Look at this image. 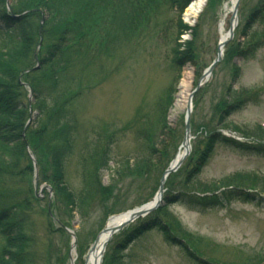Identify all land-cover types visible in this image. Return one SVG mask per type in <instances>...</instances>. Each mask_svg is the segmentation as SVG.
<instances>
[{
	"label": "rangeland",
	"instance_id": "1",
	"mask_svg": "<svg viewBox=\"0 0 264 264\" xmlns=\"http://www.w3.org/2000/svg\"><path fill=\"white\" fill-rule=\"evenodd\" d=\"M36 1L44 10L48 9L45 10L47 14L44 12L46 23L41 43H38L37 33L36 37L32 35V44L22 66L18 65L21 66L19 71L37 65L39 69L22 72L18 80L34 91L48 89L56 80L52 73L57 71L63 82L58 90L67 92L66 96L62 94L63 99L60 98L58 104L73 92L78 99L72 103L74 109L63 123L53 126L49 116L41 114L31 125L32 134L28 139L41 165L37 179H33L34 174L26 173L8 180V192L0 194V197L5 196L0 198V210L16 206L19 199L28 200L27 204L20 201L27 218L26 234L31 237L27 239L30 241L27 264H61L68 255H72L73 264H85L92 239L101 231L107 217L135 209L151 198L162 172L159 164L174 157L184 137L185 108H175L179 85L191 76V92L198 82L200 69L195 72L192 66L185 65L180 71L171 65L176 15L166 11L160 2L151 8L150 16L136 31L131 32L128 26L135 28L137 25L130 14H141L137 8L142 5L138 2L89 0L92 6L85 10L83 6L86 8L88 0H12V11L19 14L27 5L35 6ZM228 1L223 0L222 4L220 0L196 19L199 30L193 44L198 67L209 65L216 57L219 24ZM261 1L239 0L243 19L230 41L232 50L223 54L221 63L193 96L189 163L166 183L170 193L192 192L209 197L213 190L215 197L229 198L224 205L215 208L193 210L177 203L166 206L160 213L161 221L168 224L173 235L185 241L200 264H264V206L227 196L232 188L250 195L249 199L256 196L264 200V157L218 145L200 174L192 178L187 175L199 162L206 140L215 134L214 131L240 139L243 144L249 142L264 147V17L255 22L249 17ZM78 14L93 23L94 31L86 42L89 48L76 41L60 50L50 62L40 63L45 48L60 38L63 26L68 25L66 21H71L68 28L73 31L80 20ZM41 17L39 13L32 16L31 31L37 30ZM229 19L230 14L225 19V32ZM243 29L246 36L241 34ZM9 42L0 34L1 48L7 47ZM238 47H242L240 54L244 50L239 56L233 54ZM35 53H39L36 59ZM75 64L78 66L74 67ZM171 88L173 103L165 119L168 129H162L161 111ZM27 93L28 89L23 88L24 103ZM237 99L253 102L229 112L228 106ZM222 111L226 112L221 120ZM36 116L32 115V121ZM68 142L72 147L66 148L64 178L66 193L73 205L70 201L68 204L66 195L53 190L47 197L45 189V183L51 186L52 153ZM160 144L161 148L165 147L166 154L161 160L159 152L154 153V149L160 150ZM153 147L155 163L148 173L146 164L140 163L139 168L135 163L144 162L148 157L145 154ZM83 162L88 187L83 183ZM34 181L37 188L42 186L37 189L40 190L37 199H32ZM82 188L85 190L83 208L76 213L73 208L78 204L75 201ZM58 223L74 234L75 247L70 233L67 236L60 232ZM136 224H130L115 235L113 243L120 246L126 230L131 232ZM178 248L165 243L156 230H150L126 246L114 264H194L191 259L186 260Z\"/></svg>",
	"mask_w": 264,
	"mask_h": 264
},
{
	"label": "trees",
	"instance_id": "2",
	"mask_svg": "<svg viewBox=\"0 0 264 264\" xmlns=\"http://www.w3.org/2000/svg\"><path fill=\"white\" fill-rule=\"evenodd\" d=\"M147 3H152L153 0H146ZM170 7L176 8L179 12L191 1V0H163ZM218 0H209V4L212 5ZM46 2V1H45ZM35 6L23 8V11H30L32 9H42L40 3L37 1L34 3ZM49 4V3H48ZM45 7V6H44ZM48 10V9H45ZM149 11V10H148ZM147 11V12H148ZM261 12H264V3L261 5V8L254 12L253 15L257 16ZM147 16V14H145ZM143 16V15H142ZM27 17V16H26ZM137 16H132L133 20ZM0 19L8 24V26H17L15 28L16 31H19L17 34L16 47L6 52L5 54L0 55V194L4 193V191H8L9 189L6 187L7 180H11L13 177H20V175H24L26 173H31L32 168L30 163L27 164L26 167H22V163L26 164L28 158L25 153V144L22 139V130L24 128L26 119L28 117L27 107L24 105L22 101V92L23 86L20 85V81L18 80V75L23 71H19V68L22 66V62L25 59V53L30 46V37L32 34L35 36L36 31H31V26L29 25V21L27 18L19 19V20H11L8 17V14L5 10L0 8ZM71 21H66V24L63 26L64 30L61 31L60 38L54 42V45H49L45 48L44 56L41 59L40 63H48L50 62L59 51L68 48L70 45H74L77 43H83V46H87V31H90L93 28V25L86 26L87 23H84L80 26L79 23L76 22L73 31L69 30V26L72 24ZM75 21H73L74 23ZM81 27V28H80ZM92 28V29H91ZM186 27L178 23V31L185 30ZM76 30V31H75ZM180 45H176L173 49V64L177 67L182 66L186 62H192L193 55L191 53V44H188L185 50H179ZM43 50V49H42ZM237 50H239L237 48ZM21 63V66L18 64ZM78 65L75 64L74 67ZM19 71V72H18ZM52 74L55 75L56 80L54 83L48 87V89H36L33 90V97L35 99L34 109L38 110L40 114L48 115V120L52 121L53 126H57L61 124V121L65 117V112H67L69 107H72V103L77 100V93L73 92L68 95L66 99L58 104L59 99H63L62 94L65 96L67 92H62L58 90L60 86L63 85L62 79L59 78L58 72L55 71ZM25 76V75H24ZM23 76V77H24ZM33 89V88H32ZM50 103V104H48ZM171 100H169L168 105H170ZM33 128V127H32ZM32 128H29L26 132V139L30 144V134H32ZM220 140L218 137L213 138L210 137L208 140V144L205 145L203 153L201 155L205 156L208 153L210 147L214 142ZM64 140H68L67 137H64ZM66 143V142H65ZM63 143L62 145H64ZM160 147V150H155L154 148L149 149L146 164V170L148 173L154 168L153 164L155 163L152 160L154 153L157 151L161 156L165 152V147ZM64 148H58L54 150L51 157V170L52 177L50 180V184L52 188L59 193L60 195H66L68 204H72V199L70 195L66 192V188L63 184V158L66 154ZM154 149V153L151 151ZM205 159H201L200 161H204ZM139 165H136L138 167ZM140 168V166H139ZM198 169V166L195 170ZM43 180H46L45 178ZM88 187V183H85ZM17 186V185H16ZM19 192V190H18ZM16 192V194L18 193ZM85 196V191H82V195H80L75 202H78L73 209H77L79 212L82 210L80 208L83 205V199ZM26 199V198H25ZM32 199H35L32 196ZM20 200V199H19ZM24 201V199H23ZM26 204L28 201H24ZM69 204V205H70ZM73 205V204H72ZM72 208V207H71ZM21 202L16 203V213L14 211L3 212L0 214V264H27L30 258L29 251V239L25 232V217L24 211ZM16 214V223L15 221ZM164 231V227L160 224L159 219L154 217L149 220L147 223H141L139 227L132 231V234H127L125 240H131V238L135 237L137 234L141 233L146 227H155ZM60 232L65 233L62 229H59ZM58 261V260H57ZM65 259L61 264H64Z\"/></svg>",
	"mask_w": 264,
	"mask_h": 264
},
{
	"label": "bare ground",
	"instance_id": "3",
	"mask_svg": "<svg viewBox=\"0 0 264 264\" xmlns=\"http://www.w3.org/2000/svg\"><path fill=\"white\" fill-rule=\"evenodd\" d=\"M230 2L233 4L234 0H231ZM203 7H204V0H196L194 3H192L191 6L187 8L186 16L196 17L201 12ZM229 10H230L229 7H225V13L219 24L220 41H223L225 39L223 28L225 24L226 14L228 13ZM188 78L189 76L185 78L184 80H182L181 84L179 85V91L177 93L176 100H175L176 109H183L187 105V100H188V96L190 92V81H191V78L189 79ZM185 150H186V144L184 143L182 147L180 148V150L178 151L176 159H179L183 155ZM126 218H127V215L123 214L117 217H113L108 221L107 223L108 230L105 233H102L100 235L95 247L87 256L86 264H96L98 262V252L100 251L103 243L106 241L108 234H109V230L112 229V227L114 226H118Z\"/></svg>",
	"mask_w": 264,
	"mask_h": 264
},
{
	"label": "water",
	"instance_id": "4",
	"mask_svg": "<svg viewBox=\"0 0 264 264\" xmlns=\"http://www.w3.org/2000/svg\"><path fill=\"white\" fill-rule=\"evenodd\" d=\"M218 58H219V57H217L215 63L218 61ZM215 63H214V64H215ZM214 64L210 67L209 72H210L211 68L214 66ZM185 129H186V131H188V124H186ZM178 165H179V163H178ZM162 181H163V179L161 180V184H162ZM161 184H160V190H159L160 192H161V189H162V188H161ZM146 212H147V211H141V212L133 213V214L130 216V218L128 219V221L125 222V223H123V224L121 225V227L124 226V225H126L129 221H132L134 218H137V217L141 216L142 214H144V213H146ZM114 231H115V229L112 230V233H113Z\"/></svg>",
	"mask_w": 264,
	"mask_h": 264
}]
</instances>
